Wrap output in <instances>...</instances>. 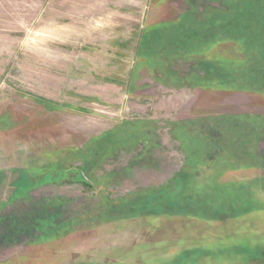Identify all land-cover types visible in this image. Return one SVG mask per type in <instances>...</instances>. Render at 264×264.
I'll list each match as a JSON object with an SVG mask.
<instances>
[{
	"label": "rangeland",
	"instance_id": "374dc122",
	"mask_svg": "<svg viewBox=\"0 0 264 264\" xmlns=\"http://www.w3.org/2000/svg\"><path fill=\"white\" fill-rule=\"evenodd\" d=\"M0 264H264V0H0Z\"/></svg>",
	"mask_w": 264,
	"mask_h": 264
}]
</instances>
